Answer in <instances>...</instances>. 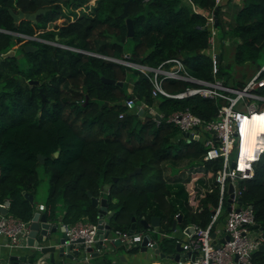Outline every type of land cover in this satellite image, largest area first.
<instances>
[{
    "label": "trees",
    "instance_id": "trees-1",
    "mask_svg": "<svg viewBox=\"0 0 264 264\" xmlns=\"http://www.w3.org/2000/svg\"><path fill=\"white\" fill-rule=\"evenodd\" d=\"M124 1L0 0V29L16 32L0 30V53L15 50L0 59V202L9 201V213L26 221L32 218L35 206L24 193L35 194L42 172L48 177L47 200L62 201L66 222H95L98 207L91 197H106L112 228H129L135 216L137 229H143V219L158 217L161 230H172L176 212L181 228L207 222L208 208L199 213L187 202L184 182L188 178L168 174L169 166L200 167L196 162L205 147L199 140L178 139L177 126L165 117L189 106L209 119L216 113V102L201 95L154 97L147 76L125 61L156 67L177 56L190 74L212 80L206 19L215 8L214 0H130L131 35L120 16ZM224 3L217 11L216 46L231 38L235 60L255 61L264 46V0H241L227 27L219 19ZM70 7L77 13L73 15ZM10 8L23 12L47 9L37 16V22L25 18L16 22ZM20 41L35 49L26 51L23 44L15 48ZM216 57L219 77L223 72L220 52ZM260 75L264 76V68ZM104 77L121 80L122 85ZM30 78L39 83H29ZM245 82L240 79L237 86ZM193 84L183 79L163 80L171 92ZM260 91L264 93V86ZM130 95L146 106L157 103L163 113L160 122L156 124L148 113L125 110L123 99ZM38 153L43 161H38ZM217 163L209 161L204 169L216 168ZM136 167L141 171L130 174ZM204 181L199 183L207 185ZM215 196V190L208 195L213 201ZM242 197L253 206L256 222L264 225V153L254 176L246 180ZM45 206L53 222L51 208ZM175 243L173 238H164L160 244L172 253ZM252 263L264 264V250L253 252Z\"/></svg>",
    "mask_w": 264,
    "mask_h": 264
},
{
    "label": "built area",
    "instance_id": "built-area-1",
    "mask_svg": "<svg viewBox=\"0 0 264 264\" xmlns=\"http://www.w3.org/2000/svg\"><path fill=\"white\" fill-rule=\"evenodd\" d=\"M223 1L214 0V4L219 6ZM213 10L208 13L206 24L210 29L207 50L212 58V72L215 77L217 27ZM125 63L147 76L151 83L150 92L154 97L183 98L201 95L216 102V113L209 119L194 113L189 106L174 110L165 117L166 121L177 126L178 139L199 140L205 147L196 163L201 169L195 167L190 170L189 178L184 184L188 204L199 213L207 207L209 217L205 224L196 221L186 225L193 228L190 234L184 232L186 226L181 228L177 225L179 212L175 213L176 231L172 233L161 230L159 225H150L143 229H137L135 225L132 230L111 227L107 232L105 226L98 227V223L106 222L105 218L101 221L97 218L95 222L79 219L70 224L61 223L67 237L65 242L82 243L86 248L98 242L109 241L113 249L124 247L130 250L136 247L140 250L142 241L145 240V248L152 249L154 253L155 244L159 246L160 240L173 238L180 244L182 251L174 250L169 262L160 258L165 261L159 263V260H151V264H253V252L264 244V225L256 222L253 206L242 196L246 189V180L254 176L257 161L264 153V132H258L255 143L244 150L243 126L247 124L246 119L264 114V93L260 91L264 86V76L260 75L264 64L242 86L233 87L226 85L221 78L206 80L193 76L188 72L182 58L177 56L163 60L156 67L128 61ZM165 78L189 80L195 84L171 92L163 86ZM156 104L146 106L144 101L137 102L131 95L123 99L125 110L148 113L158 124L163 113L157 109ZM123 113L124 111L119 116ZM209 161H218L216 168L211 166L205 170L204 167ZM200 179H204L207 185L200 184ZM214 190L216 196L213 201L208 195ZM205 197L208 198L202 203ZM4 206L5 203L0 202V207ZM38 209H46L45 204H39ZM30 222L31 219L26 221L8 211L0 212V264H10L5 259L6 255L1 257V249L7 248L8 252L5 254H9L27 245ZM50 223L53 224L51 220ZM175 252L178 253L177 258L174 257ZM154 255L157 256L155 253Z\"/></svg>",
    "mask_w": 264,
    "mask_h": 264
},
{
    "label": "water",
    "instance_id": "water-1",
    "mask_svg": "<svg viewBox=\"0 0 264 264\" xmlns=\"http://www.w3.org/2000/svg\"><path fill=\"white\" fill-rule=\"evenodd\" d=\"M130 0L124 1L123 9L120 13L121 17L125 18L126 26H127V35H131L133 33V25L132 19L127 16V5ZM47 8H38L32 12H23L22 10L15 11L14 9L10 8L9 12L13 16L14 20L17 22L23 18L31 20L33 22H37V16L44 13ZM219 6H215L213 13L215 17V24H217V11ZM1 31L10 32L15 34V31H10L6 29H0ZM20 35V33H19ZM23 37L26 38H35L39 40H43L41 38H37L34 36L22 34ZM45 41V40H44ZM47 42V41H46ZM53 44H58L55 41H48ZM26 51L34 50L35 46L26 44L24 46ZM14 53L13 49H9L8 51L0 53V59L4 56L11 55ZM105 81L109 82H117L119 85H122V81H116L115 79L111 78H103ZM28 82L31 84H38V79H28ZM41 91V88L39 89ZM196 138V136H195ZM55 155L58 154V151L54 152ZM38 161H43L44 156L40 153L37 154ZM141 168L136 167L130 174H135L140 172ZM25 197L30 201L33 202V194L25 192ZM91 202L94 206L98 207V221L104 219L105 214L107 218H109L112 214V211L108 210V202L106 197H91ZM5 206L3 208L0 207V212L5 213L7 211V207L9 205V201H5ZM177 220H174L172 228H175ZM143 227L149 228L150 225H158L159 218H152L150 221L143 219L142 220ZM136 225L135 216L132 217V223L130 225V229L132 230ZM105 226L108 229L111 228L109 222L98 223V227ZM58 229L62 231V234H59ZM193 231L192 226H186L184 232L186 234H190ZM106 232V233H107ZM101 236V235H100ZM67 239L66 234L63 232L62 228L58 226V223H50V220L47 218L46 213L43 210H37L34 212L31 222L29 224V231L27 235V245L22 248L21 252L16 253L17 250L11 252L6 255L10 264H92L93 261L90 259L96 256H102L104 254H114L118 251V249H113L110 246V242H98L93 246H88L86 248L83 247V244H74L73 242H65ZM117 243V242H116ZM145 240L142 241V246L140 248L141 251L145 250V246L143 245ZM96 248V249H95ZM259 249L264 250V244L259 246ZM175 251H182V247L177 242L175 243L174 247ZM154 253L159 258H171L173 255L170 252H166L163 248L159 247L155 244ZM188 253V252H187ZM113 257V255L111 256ZM174 257H178V253H174ZM118 258L122 259V262L127 263V258L124 255H119ZM111 264H117L116 260L111 259Z\"/></svg>",
    "mask_w": 264,
    "mask_h": 264
},
{
    "label": "rangeland",
    "instance_id": "rangeland-1",
    "mask_svg": "<svg viewBox=\"0 0 264 264\" xmlns=\"http://www.w3.org/2000/svg\"><path fill=\"white\" fill-rule=\"evenodd\" d=\"M186 2H189V0H185ZM84 7V6H83ZM85 10H89V7H84ZM70 11L73 12V15L77 13V11L75 10V8L70 7ZM228 23L225 25V27H227ZM10 33V32H8ZM14 38L16 37L15 35H13ZM226 41H228L226 43ZM233 39L231 38H224L223 39V43H221V58L219 59V64L221 67V70L223 71L222 73H219V77L218 75H216V78H221L224 83L226 85L229 86H233V87H238L237 86V81H239L240 79H246V81L256 72L257 68H258V64L264 62V46L262 47V50L260 52V54L258 55V57L256 58L255 61H250V60H244V61H237L234 58V50H235V45L233 42ZM23 43L20 41V45H22ZM10 49H14L10 48ZM21 55V53H20ZM213 75V79L215 78ZM233 94V93H231ZM198 163V162H196ZM182 167V168H181ZM181 168V170L179 171V169ZM197 169H201L200 167ZM190 170H194V168L190 169L189 165H184V166H179V167H170L168 169V174L172 177H178L181 176L182 179H187L189 178V172ZM40 175L42 176L38 185L36 186V190H35V200H42L46 203L47 207L51 208V215L58 216V215H62V201L59 200V202H49L47 200V184H48V177L46 174L44 173H40ZM180 203H182V201L180 200ZM161 228V227H160ZM168 229V228H167ZM153 230V229H152ZM163 230V229H162ZM166 231L167 233H172L175 232L176 229H172V230H163ZM59 234H62V231H60L58 229ZM118 251H121L122 254L127 258V263H124L122 261H120L121 264H151V260H159V263H163L165 260H162L160 258H158L157 256L154 255L153 250L152 249H145L143 251L141 250H137V251H130V250H126L124 247H121ZM8 250L7 248H3V251L1 253V257H3V255L5 253H7ZM117 256H114V259ZM103 260H111L112 257L110 255L105 254V256L102 257ZM167 262L171 261V259L169 258H165ZM3 263V262H2Z\"/></svg>",
    "mask_w": 264,
    "mask_h": 264
},
{
    "label": "crops",
    "instance_id": "crops-1",
    "mask_svg": "<svg viewBox=\"0 0 264 264\" xmlns=\"http://www.w3.org/2000/svg\"><path fill=\"white\" fill-rule=\"evenodd\" d=\"M241 5V0H225V3L221 6V8H220V11H219V19L222 21V23H223V26L224 25H226L227 23H231L232 22V20H233V16H234V13H235V11L238 9V7ZM228 41H226V43H227ZM231 42H233L234 43V41H231ZM223 43V42H222ZM218 45H219V43H218ZM215 46V51L218 53V52H221V50H222V48H221V45H219V46ZM33 203H34V206H35V211H37V210H39L38 209V205L39 204H41V203H43V204H45L46 205V203L44 202V201H42V200H38V201H36L35 200V196H34V194H33ZM34 211V212H35ZM43 211H45V210H43ZM105 220L107 221V222H109L108 221V219L109 218H107V215L105 214ZM54 223H58V226L60 227V228H62V226H61V223L62 222H66V221H64L63 220V218H62V215H58V216H55V220L53 221ZM72 221H68L67 220V222L66 223H71ZM180 227V226H179ZM63 229V228H62ZM177 233V232H176ZM157 236V235H156ZM0 240H1V237H0ZM161 243V240L159 241V247H163V246H161L162 244H160ZM21 250L22 249H20V250H17L16 251V253H18V252H21ZM1 251H3V249H1ZM107 255H110V256H112L113 255V257H112V259L113 260H116V262H117V264H121L120 263V261H122V259L121 258H117V257H119V255L121 256V255H123L122 254V252L121 251H117L116 253H115V255L114 254H107ZM103 256H105V254L104 255H100V256H96V257H94V258H92V259H90L91 261H93V264H111V260H103ZM114 256H117L116 258L117 259H114ZM158 257V256H157ZM159 258V257H158ZM120 260V261H119Z\"/></svg>",
    "mask_w": 264,
    "mask_h": 264
},
{
    "label": "bare ground",
    "instance_id": "bare-ground-1",
    "mask_svg": "<svg viewBox=\"0 0 264 264\" xmlns=\"http://www.w3.org/2000/svg\"><path fill=\"white\" fill-rule=\"evenodd\" d=\"M247 124L243 126L245 129V137L243 140V147L246 150L248 147H251L256 140V134L258 132H264V114L263 115H253L246 119Z\"/></svg>",
    "mask_w": 264,
    "mask_h": 264
},
{
    "label": "flooded vegetation",
    "instance_id": "flooded-vegetation-1",
    "mask_svg": "<svg viewBox=\"0 0 264 264\" xmlns=\"http://www.w3.org/2000/svg\"><path fill=\"white\" fill-rule=\"evenodd\" d=\"M17 10H20V9L17 8L16 11H17ZM19 21H20V20H19ZM19 21H17V22H19ZM34 37H35V36H34ZM25 38H26V37H25ZM37 38H38V37H37ZM28 39H30V38H28ZM31 39H35V38H31ZM22 43H23V42H22ZM26 44H29V43H24L23 46H25ZM30 45H31V44H30ZM19 46H20V44H18V46H15V48H16V47H19ZM13 50H14V49H13ZM14 51H15V50H14ZM20 53H21V52L19 51V52H18V55H19V56H20ZM21 54H22V53H21Z\"/></svg>",
    "mask_w": 264,
    "mask_h": 264
}]
</instances>
